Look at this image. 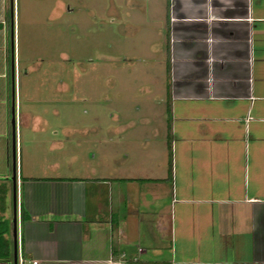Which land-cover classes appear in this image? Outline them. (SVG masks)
I'll return each instance as SVG.
<instances>
[{
  "label": "crops",
  "instance_id": "1",
  "mask_svg": "<svg viewBox=\"0 0 264 264\" xmlns=\"http://www.w3.org/2000/svg\"><path fill=\"white\" fill-rule=\"evenodd\" d=\"M13 3L0 0V185L14 258ZM133 3L157 39L128 63H167L161 85L143 82L167 109L94 124L84 139L53 141L52 153L74 150L46 159L45 173L22 168L19 264H264V0ZM46 113L20 111V121L44 130Z\"/></svg>",
  "mask_w": 264,
  "mask_h": 264
},
{
  "label": "rangeland",
  "instance_id": "2",
  "mask_svg": "<svg viewBox=\"0 0 264 264\" xmlns=\"http://www.w3.org/2000/svg\"><path fill=\"white\" fill-rule=\"evenodd\" d=\"M133 1L14 0L15 75L12 64L7 73L11 90L13 80L16 83L17 175L29 165L32 173L43 174L45 167L39 166L46 159L60 158L63 151L73 154L71 144L62 153H52L53 141L66 144L69 138L84 139L94 124L119 126L132 115L138 118L146 111L158 115L167 109L166 102L156 103L153 90H143L146 80L168 75L167 63L164 68L140 61L128 63L138 53L153 51L157 39L155 27L141 28V22L151 16ZM9 48L12 51V32ZM159 81L154 82L159 85ZM28 109L47 112L44 130L35 131L20 121V111ZM119 110L123 111L121 119ZM107 130L98 137L106 138ZM125 132L124 139L134 138L133 132ZM2 141L0 136V153ZM8 142L11 161V134ZM30 154L35 158H29ZM3 187L0 216L6 206Z\"/></svg>",
  "mask_w": 264,
  "mask_h": 264
},
{
  "label": "water",
  "instance_id": "3",
  "mask_svg": "<svg viewBox=\"0 0 264 264\" xmlns=\"http://www.w3.org/2000/svg\"><path fill=\"white\" fill-rule=\"evenodd\" d=\"M13 3V0H12ZM14 4V3H13ZM12 4V5H13ZM12 7V14H13ZM12 42H14V31L12 30ZM13 74L15 75V61L13 55L12 61ZM14 82V80H13ZM15 92L12 101V165H13V180H14V217H13V238H14V264H19V247H18V212H17V111H16V99Z\"/></svg>",
  "mask_w": 264,
  "mask_h": 264
},
{
  "label": "trees",
  "instance_id": "4",
  "mask_svg": "<svg viewBox=\"0 0 264 264\" xmlns=\"http://www.w3.org/2000/svg\"><path fill=\"white\" fill-rule=\"evenodd\" d=\"M23 210L22 217H26ZM10 230V219L0 216V259L13 258V244L12 240L6 235Z\"/></svg>",
  "mask_w": 264,
  "mask_h": 264
},
{
  "label": "built area",
  "instance_id": "5",
  "mask_svg": "<svg viewBox=\"0 0 264 264\" xmlns=\"http://www.w3.org/2000/svg\"><path fill=\"white\" fill-rule=\"evenodd\" d=\"M138 251H139V252H142V251H143V247L140 246V247L138 248ZM134 260H138V257H135ZM35 262H36V260H35ZM121 264H124V263H121Z\"/></svg>",
  "mask_w": 264,
  "mask_h": 264
},
{
  "label": "flooded vegetation",
  "instance_id": "6",
  "mask_svg": "<svg viewBox=\"0 0 264 264\" xmlns=\"http://www.w3.org/2000/svg\"><path fill=\"white\" fill-rule=\"evenodd\" d=\"M13 55H14V58H15V54L13 53Z\"/></svg>",
  "mask_w": 264,
  "mask_h": 264
}]
</instances>
